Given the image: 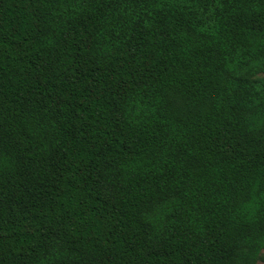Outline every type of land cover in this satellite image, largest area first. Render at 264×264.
I'll use <instances>...</instances> for the list:
<instances>
[{
    "label": "trees",
    "instance_id": "16d2710c",
    "mask_svg": "<svg viewBox=\"0 0 264 264\" xmlns=\"http://www.w3.org/2000/svg\"><path fill=\"white\" fill-rule=\"evenodd\" d=\"M264 260V0H0V264Z\"/></svg>",
    "mask_w": 264,
    "mask_h": 264
},
{
    "label": "rangeland",
    "instance_id": "374dc122",
    "mask_svg": "<svg viewBox=\"0 0 264 264\" xmlns=\"http://www.w3.org/2000/svg\"><path fill=\"white\" fill-rule=\"evenodd\" d=\"M259 264H264V260L263 261H260Z\"/></svg>",
    "mask_w": 264,
    "mask_h": 264
}]
</instances>
